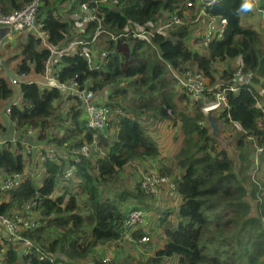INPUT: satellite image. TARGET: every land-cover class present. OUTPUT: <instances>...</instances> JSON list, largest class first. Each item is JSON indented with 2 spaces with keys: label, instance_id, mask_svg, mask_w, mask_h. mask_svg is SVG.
I'll list each match as a JSON object with an SVG mask.
<instances>
[{
  "label": "trees",
  "instance_id": "trees-1",
  "mask_svg": "<svg viewBox=\"0 0 264 264\" xmlns=\"http://www.w3.org/2000/svg\"><path fill=\"white\" fill-rule=\"evenodd\" d=\"M56 1L45 0L36 18L52 47L61 49L78 40L91 42L99 27L121 36L117 42L109 41L107 51L92 49L91 61L81 55L79 46L76 54L64 55L52 66L57 81L76 82L81 90H92L95 96L109 93L101 104L110 109L106 131L113 130V136L88 128L83 102L74 94L36 83L21 84L22 100L11 108L10 121L18 131H33L38 141L54 146L57 158L40 163L44 178L38 185L31 174L26 175L32 163L22 143L9 140L0 144V217L7 216L20 229L26 219L37 225L20 231L22 240L31 242L28 249L2 232L0 264H106L97 250L124 243L123 205L134 199L144 205L129 210L144 209L147 218L157 216L163 232V247L146 258L145 264H264V186L260 189L241 178L254 166L256 152L264 161V113L258 108L264 103V34L244 24L248 15L244 0H220L208 11L210 17L226 18L229 25L225 38L211 43L205 54L189 45L196 30L190 21L155 35L152 44L132 37L140 29H151L163 15L184 17L185 0H117V4L73 0L68 14L71 19L66 20L57 12L60 0ZM31 2L0 0V11L9 15ZM83 4L98 9L101 23H89L79 31L83 20L75 18V10ZM260 7L264 10V0ZM17 37L14 43L1 47L5 53L19 50L6 54L5 62L15 65L18 76L45 75L51 51L34 32L18 33ZM200 39L194 37L192 45L199 46ZM239 59L236 71L225 69L218 77L217 64ZM169 66L179 72L197 69L209 79L210 86L229 85L239 75L255 76L252 85L242 84L238 93L227 94L229 107L218 117L235 134L230 139L235 144L234 157L210 137L202 112L204 101L192 103L178 89ZM3 73L0 65V107L14 95ZM206 97L211 94L206 92ZM67 101L74 103L65 110ZM147 118L170 121L180 129L182 140L173 165L159 171L175 180L181 200L177 206L170 204L164 191L166 197L156 206L147 202L156 196L145 195L140 187L136 188L138 195H111L108 190L107 185L115 183L126 168L148 165V159L160 157V145L150 133ZM64 125H68L64 135L53 134ZM94 141L105 149L102 157L77 163L70 154H63V148L71 150ZM72 165L73 175L65 178ZM21 175L19 188L3 189L4 179ZM54 193L57 195L52 196ZM254 206L257 217L252 214ZM148 234L140 229L131 236L141 241Z\"/></svg>",
  "mask_w": 264,
  "mask_h": 264
},
{
  "label": "built area",
  "instance_id": "built-area-1",
  "mask_svg": "<svg viewBox=\"0 0 264 264\" xmlns=\"http://www.w3.org/2000/svg\"><path fill=\"white\" fill-rule=\"evenodd\" d=\"M44 1L45 0H33V2L25 6L23 9L17 12H13L9 15H6L0 11V28H3L7 31L6 38L4 39H15L18 33L27 32H34L37 36H39L44 42V46L51 51V59L49 60L50 62L48 63L46 74L39 78V80L37 81L32 80L29 82L36 83L43 88H58L62 91L68 92L69 94H81L79 99L83 102L85 121H87L88 128L96 132H105L109 128L111 122L110 109L105 104L98 103V100H96V96L92 90H81L80 85L76 82L67 84L57 81L53 76L51 69L54 60H59L64 55L76 54L79 46H81V55H83L87 60L91 61V50L97 46L99 37L102 38L103 36V40L107 39L108 41L117 42L119 40V37L121 36L115 37L99 27L91 42L78 40L69 43L66 47L61 49L52 47L48 43V41H46V37L41 31L40 25L38 24V21H36L39 8ZM103 1H109L115 4L118 3L117 0ZM219 1L220 0H185V9L183 10L182 15H184L185 17L189 13H192V17H194V19L190 23L199 24L202 22V32L200 34L201 43L198 46V49H200L201 53L203 54L206 53V50L211 43L224 39L227 32L229 22L226 18L210 17L208 15V11L214 8L219 3ZM260 2L261 0H244V7L248 15L259 16L263 19L264 23V10L261 9ZM97 10V8H90L88 4L81 5V15L79 19H82L83 21H81L79 31L84 30L89 23H101V20L97 18ZM182 24H184V19L178 14L163 15L162 17H159L158 20L152 23L151 29H140L139 31L134 32L132 34V37L134 39L146 40L152 44V40L155 35L165 33L168 30ZM101 42L102 40L100 41V43ZM169 69L174 78L177 80L178 89L180 91H184L191 99L192 103L196 104L201 100H204L206 97V92H209L211 94V97L209 98L210 101L205 102V105L202 108V112L205 114L206 111L215 109L216 116H220L223 111L228 109V93H238L239 87L242 84L252 85L255 78L252 73H248L237 77V79L233 83H229V85L217 84L214 86H210L209 79L206 78L205 75L201 71L199 72L197 69L187 68L182 72L173 69L171 66H169ZM19 77L22 80L28 79V76L25 75ZM19 84L20 83L15 82L13 85ZM20 103V101L13 102V105L6 109V114L9 116L11 108L13 106H19ZM258 108L264 113V103L259 104ZM14 126L15 132L18 133L19 131L16 129L17 125L15 123ZM26 134L28 136L36 137V133L33 131H28ZM10 141L12 143L18 142L16 134L15 137H13ZM36 142L39 143H37V145H34L33 143H27V141L21 142L28 157L29 155L39 154V156L37 155L39 163L46 160H56L57 152L54 148H49L45 144V142L38 140ZM68 154H70V156H72L77 163H80L82 159L102 157L104 152H102L99 143L97 141H94L93 143H85L79 148H73L69 150ZM74 169L75 166L72 165L70 169L66 171L64 177L70 178L74 173ZM22 177L23 175L4 179L1 182L3 189L5 191H11L13 189L19 188L21 185ZM140 189L145 193V195L149 197H159L164 191L167 195H169L170 200H176L177 202L179 199L175 180H173V178L168 176L167 174H161L157 171H151L143 175L140 182ZM56 195L57 193H54L52 196ZM146 219L147 213L144 209H133L128 211L124 219L123 241H131V233L143 229ZM0 224L3 226L8 236H12L14 237V239L22 242L24 249H28V247L31 246L30 241L24 239L22 240L20 231L22 228H35L37 226L36 223L31 221L30 219L23 220V226L20 229L7 216H2L0 217ZM148 242H150V238L148 236H145L140 243L144 244ZM111 257L112 255L110 253L106 254L103 262L109 263L111 261Z\"/></svg>",
  "mask_w": 264,
  "mask_h": 264
},
{
  "label": "rangeland",
  "instance_id": "rangeland-1",
  "mask_svg": "<svg viewBox=\"0 0 264 264\" xmlns=\"http://www.w3.org/2000/svg\"><path fill=\"white\" fill-rule=\"evenodd\" d=\"M72 3H73V0H60L57 3V6H56L58 8L57 12L60 13L65 20L66 19H71V17L70 18L68 17V14H69V12L71 10ZM80 15H81V8L77 7V9L75 10V16H76L75 18L78 20ZM191 15H192V13H189V17L187 19L182 17L184 19V23L185 22L189 23V21L191 20ZM248 16H252V15H248ZM263 18H264V16H263ZM250 20L252 22H254V23L256 22V24H260V26H259V28L257 30H258V32H261L262 34H264L263 19L261 17L259 18L257 16H252V17H250ZM244 24L249 26L250 23L249 22H247V23L244 22ZM194 26H196V25H194ZM193 33H194V34H192L193 39L189 40V45H190V47L192 49H196V47H194L192 45V42L194 40L195 34H197L199 32L197 30L196 31L194 30ZM98 40L99 41L97 43V46L94 47V49H96L97 52H99V51H107L109 49V47H110L109 46V41L107 39L103 40V36H102V38L99 37ZM101 40H102V42L100 43ZM12 51H13V54H17L19 50L13 49ZM96 51H95V55H96ZM9 55H11V54H9ZM240 65H241L240 59L239 60H234V61H228L226 63L217 64L216 65V69L218 70V77L221 74V72H223L225 69H232V70L236 71V69ZM3 74H5V72ZM237 77H240V75L237 76ZM209 84H210V81H209ZM256 87H257L258 90H261L259 86H256ZM203 101H204V105H205V102L210 101V99L205 97V99ZM218 117L219 116H217V118ZM167 122L170 123V121H167ZM58 126L61 127L63 125H58ZM229 130L230 129L228 127L223 125L220 137L223 138L224 140H226L227 142L231 143L230 148L233 150V152H235V144H233L234 142L232 143L231 140H230V139H232V140L234 139V135L235 134H234V132H232V133L229 132ZM153 132L154 131H152L150 129V133L153 136V138L158 141L159 145H161V141H159V139H156V137H155ZM65 133L66 132L64 130V127L60 128V129H57V130H55L53 132L54 135H58V136H62ZM104 134H106L109 137H112L113 130L106 131V132H104ZM176 136H177L176 138H178L179 132L176 133ZM52 147H54V146H52ZM179 147H180V145L176 149V152H174L175 156L177 155V153L179 151ZM101 150H102V152H105V149L102 148V147H101ZM62 151H63V154L66 155V153L69 152V149L63 148ZM24 152H25V150H24ZM37 155L39 156V154L29 155V158L33 159V161L36 164H31V165L28 166V169H27L28 173L26 172V175L31 174V177L33 178L35 183H37L38 185H41V180H42V178H44V171H43L42 166H41L42 164L37 163L38 162L37 161V158H38ZM175 156H173V157H175ZM173 157H171L172 160L170 159L169 161H167V162H169L168 165L169 164L173 165ZM253 157H254V166H252L249 169V171L247 172V174H244L241 178L243 180L247 179L248 182L246 184H250L251 183V184H253L255 186L257 185L258 188L263 189L262 187L264 186V161L261 162V157H260V152L259 151L256 152ZM164 160H166V158H163L162 160H159V162H157V163L154 161L153 164L155 166L152 167V170L159 172L158 168H160L162 166V163H163ZM146 165L147 164H144V165L139 166V167L133 165L131 167L126 168L125 171L122 173V175L119 177V179L115 183L107 185L108 186V190L111 191V195H114L115 193H118L117 195H119V194H121L123 192H127V193L131 192V193H136L138 195V192L136 191V188L140 187V182H141V179H142L143 175L149 173V171H150V168H149L150 166L149 165L146 166ZM146 167H148V168H146ZM161 197L162 198L166 197V194L165 193H163V194L161 193ZM82 200H84V197L79 198V201H82ZM135 200L138 201L137 199H135ZM180 202H181L180 199H178L177 202H176V200L175 201L171 200L170 204L175 203L174 206H177V205H179ZM133 203H134V200H130L129 202H127V203H125L123 205L124 210H126V214H127L128 211H130L129 208L134 206ZM255 210L256 209H255V206H254L252 214L255 217H257L258 213ZM157 219H158V217L154 216L153 218L150 219V222H148L149 220L145 222V225H148L147 229H148L149 234L147 236L150 238L151 242H150L149 246H151V247H155L160 242V236L158 235V232H159L158 230L161 229V228L159 227V220H157ZM154 223H155V228L152 230L151 228L154 226ZM2 232L5 233V231L3 229V226L0 224V245H2L1 244L2 243L1 242ZM238 239L243 240V238H238ZM244 241L246 243L248 240H244ZM137 247L138 246L133 244V242H130V241L126 240V241H124V243H121V244H116L115 243V244H111V245H106L104 247H99L98 250H97V255H98L99 258H101V260L103 262L105 255L110 253L112 255L111 261L109 263L105 262L106 264H111V263L112 264H145L144 262H145L146 259H145V252L143 253V250H144L143 246H140V249H138ZM139 251L142 252V254ZM235 258H237V257L235 256ZM1 261L2 260H0V263H1ZM171 264H174V263L171 262Z\"/></svg>",
  "mask_w": 264,
  "mask_h": 264
},
{
  "label": "crops",
  "instance_id": "crops-1",
  "mask_svg": "<svg viewBox=\"0 0 264 264\" xmlns=\"http://www.w3.org/2000/svg\"><path fill=\"white\" fill-rule=\"evenodd\" d=\"M252 16H255V15H252ZM252 16H248L247 15V17H244L243 18L244 19V22L245 23L249 22L250 23L249 26H252V27H255L256 29H258L259 26H260V24H256V22L255 23L252 22L250 20V17H252ZM185 17L188 18L189 17V14L187 16H185ZM257 17H259V16H257ZM193 19H194V17H192V15H191L190 22H192ZM194 25H196V30L199 32V33L195 34L194 37L195 38H197V37L200 38V34L202 32V22L199 23V24H196L195 23ZM78 28L80 29V26H78ZM15 38L17 39L18 37L16 36ZM16 39H11V40L4 39L2 41L1 47L3 48V47L7 46L10 43H14V40L16 41ZM1 47H0V49H1ZM196 48L198 49V46ZM6 54L7 55H9V54L14 55L12 50L9 51L8 53L3 52V49L0 50V55H3L4 56L2 58V60H7L8 56ZM0 59H1V57H0ZM9 68L11 69V71L13 73L16 72L15 71V65L9 66ZM3 70H4V68H3ZM51 72L53 73V70L52 69H51ZM1 76L6 77V73L5 74H2ZM41 77H42L41 75H39V76L29 75L28 76V79L25 80V82H29V81H32V80L33 81H37ZM11 85H12V88L14 90V95H13V97L10 100L5 101V102H2V105L0 107V124L3 126V128L0 129V144H2V142L11 140L13 137H15V134H16L17 139H18L19 142L20 141L21 142L27 141V143H33L34 145H37V143H39V142H36L37 141V138L36 137L28 136L26 133L21 132V131H19L18 133H16L15 132L14 123H12L10 121L9 116L6 114V109L8 107H10L11 105H13V102H15V101H18V102L20 101L21 102V100H22L21 85L20 84L19 85H13V84H11ZM65 93L67 95H69L68 92H65ZM108 94H109L108 92L100 93V95H96V100H98L99 103H104V102L107 101ZM73 103H74L73 101H67L66 104H65V106H66L65 108L66 109L65 108L64 109L65 110L69 109L71 106H73ZM83 118L85 119V111H84V114H83ZM146 120H147L146 123H147L148 127L152 131H154L153 133H154L156 139H159V141H161V145L159 146L160 147V157L158 159H155V160L154 159L153 160L152 159H148L150 161L148 165L150 166L149 167L150 168V172L151 171H154V170H152V167L155 166L153 164L154 161L157 163V162H159V160H162L163 158H166V160L163 161L162 166L160 168H158L159 171H160V169L163 168V166H166V167L167 166H171L170 164L168 165L169 162H167V161H169L170 159L172 160L171 157L175 156L174 152H176V149L178 148V146L181 143V140L182 139L180 138L181 137V135H180V129H179V127H174L173 124H171V123H169L167 121L158 122V121H155L154 119H149V118H147ZM64 126H66V127H64V130H65V128L67 129V126L68 125H64ZM178 132H179V136H178V138H176L177 137L176 136V133H178ZM48 147L49 148H54L52 146H48ZM54 149H56V148H54ZM23 150H25V148ZM30 161H31L32 164H36L33 161V159H31ZM37 161H38V159H37ZM37 163H39V162H37ZM146 168H148V167H146ZM176 175H178V172L176 173ZM170 177H172V176H170ZM161 198L162 197L160 195L159 197H156V199H153L150 202L148 200L147 202L150 203V204H152V205L155 204L156 206L157 205L160 206L161 205V202H160ZM133 204H134V206H143L144 205V204L141 205L135 199H134V203ZM167 204L168 203H166V205ZM172 205H174V203H172ZM174 208H175V211L178 210L176 207H174ZM151 218H153V215H151L150 218L148 217L146 219V221L149 220L148 222H150V219ZM147 228H148V225H145L142 230L145 231V232H148V229ZM154 228H155V223H154V226L151 229L153 230ZM158 231H159L158 232V235L160 236V242L155 247L149 246V244H150L151 241L148 242V243H144V244H141L140 243L141 241H135L134 239H132L130 241V242H133V244L137 245L138 246L137 247L138 249H140V246H143V249H144L143 250V253L145 252V259L148 258V257L153 256V254L156 252V250H158L159 248L163 247V245H164L163 232H162L161 229H159ZM140 253L142 254V252H140Z\"/></svg>",
  "mask_w": 264,
  "mask_h": 264
},
{
  "label": "water",
  "instance_id": "water-1",
  "mask_svg": "<svg viewBox=\"0 0 264 264\" xmlns=\"http://www.w3.org/2000/svg\"><path fill=\"white\" fill-rule=\"evenodd\" d=\"M6 35L7 31L3 28H0V47L4 38H6ZM0 65L4 68L5 73L11 84H14L15 82L22 84L25 82V80L20 79L17 74L11 71L5 60L0 59ZM80 95L81 94H75V96L78 98L80 97ZM204 115L206 118V126L210 130V137L213 138L222 147V149L228 151L231 157H234V152L230 148L228 142L220 137L223 128V122H221L220 119L217 118L215 109H210L206 111Z\"/></svg>",
  "mask_w": 264,
  "mask_h": 264
}]
</instances>
